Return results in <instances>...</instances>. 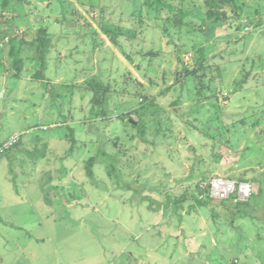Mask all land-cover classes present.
<instances>
[{
    "label": "rangeland",
    "instance_id": "374dc122",
    "mask_svg": "<svg viewBox=\"0 0 264 264\" xmlns=\"http://www.w3.org/2000/svg\"><path fill=\"white\" fill-rule=\"evenodd\" d=\"M28 1L0 0V18L3 11L16 15L6 22L20 32L0 47L1 131L18 130L22 136L0 157L6 163L0 176L13 179V191L31 193L32 202L31 218H19L31 222V231L8 228V234L0 226L6 263H18L10 252L30 241L36 249L44 246V256L31 258V264H264V27L245 31L252 19L245 14L239 29L209 25L206 32L189 33L182 42L193 38L197 48L190 45L185 54L196 51L212 65L199 71L196 80H211L217 96L200 100L194 81L177 84L163 96L175 83L173 40L180 33L165 26L161 12L149 13L146 0ZM246 1L264 11V0ZM101 8L108 21L122 19L126 27L131 14H144L143 34L132 44L125 39L122 47L113 44L98 25ZM31 27L48 29L45 49L54 47L39 53L44 60L33 59L31 43L24 42ZM151 49V57L137 53ZM123 50L133 54L134 62ZM20 57L22 70L5 77V68L17 67ZM194 63L192 57L185 61ZM244 70L251 73L239 85ZM94 77L119 90L126 85L130 92L141 81L173 118L172 136H152L156 144L139 142L138 148L128 143L132 150L125 153L126 146L110 145L115 134L126 137L134 130H124L120 119L107 124L90 118L91 92H84L83 84ZM176 97L179 105L171 106ZM130 99L128 94L114 98L110 112L126 109ZM242 170L253 184L249 201L198 200V175L229 177Z\"/></svg>",
    "mask_w": 264,
    "mask_h": 264
},
{
    "label": "trees",
    "instance_id": "16d2710c",
    "mask_svg": "<svg viewBox=\"0 0 264 264\" xmlns=\"http://www.w3.org/2000/svg\"><path fill=\"white\" fill-rule=\"evenodd\" d=\"M6 1L7 0H5V2ZM24 2L29 1L24 0ZM146 3L151 7V9L148 10L149 13H154L157 15V13L161 12L162 18L166 21L165 26L168 25L169 27H173L176 32L180 33L178 39L173 40L174 48L172 52L174 53L178 62L177 66L175 67V83L168 86V89L160 93L163 96L166 95L168 91L171 92L174 88H176L177 84L184 87L187 81H194V88L200 100L210 99L217 96L216 90L214 88V85L211 83V80L209 82H205V78L202 77H199L198 80H196L199 71L205 70L206 67L212 66L208 63L209 57L198 55L196 51L194 53L191 52L192 58H194L195 63L193 66H188L187 64H185L184 54L191 48L193 50L197 48V43L191 44L193 38H189L188 41L182 42L183 38H188L187 36L189 35V33L193 34V32L197 31L206 32L209 25L213 28H221L225 27L226 25H232L236 26L239 29V23L241 22V19L245 14L251 15L252 18L246 21L245 26H251V29L255 31H258L259 28L264 27V11L260 4L256 2L254 3V6L247 3L246 0H146ZM154 10L156 12H154ZM99 14L100 21H98V25L101 29V32L115 45L122 47V39L128 40L130 44H132L133 40L140 38V36L143 34V27L141 23H143L146 17L142 13L131 14V18H129L131 19V25L129 27H126L122 24V19H120L119 22L111 20L108 21L107 16L104 14L103 8H101ZM15 16L13 15L11 19ZM196 18L201 19V22H196ZM6 20L7 17L2 14V17L0 18V41H2L3 39H7L6 41H3L2 48H4L7 44H10L15 35L20 34V32L14 33L12 30V26L7 25ZM21 32L24 33V30ZM96 32L98 33L99 31L97 30ZM184 32L187 33L186 37L183 36ZM36 34L38 37L36 38L35 42L37 41V46L41 48V50H39V53L44 54L46 51L45 48H47L45 47V43L49 42L48 29L44 27L39 28L37 29ZM200 44L202 45V43ZM190 45L191 48H189ZM123 51L125 57L131 62H134L135 57L133 56V54L126 50ZM137 53L143 59L144 57H151L153 55V49L144 53H141V51H138ZM40 58L44 60L43 57L40 56ZM22 61V57L18 58L16 62L17 67H15L14 70L18 71L21 69V66L19 64H21ZM13 65L14 64L12 63V66ZM140 66H142V64L139 63L138 68H140ZM243 72V78L238 81L239 85H242V82H245L249 78L251 73L250 71L245 72V70ZM124 76L127 77V75L125 74ZM35 77L40 78L41 76L38 73L35 75ZM136 83L139 88L131 92L128 90L126 85L120 87L121 89L119 90V88L117 89L114 83L105 82L104 80L95 77L87 80L83 84V91L91 92V96L88 101V114L91 119H102L105 120L107 124L113 123L115 120L120 119L124 122V130H134V133H128L126 137L122 134L121 136L119 134H115V137L110 140V145L119 150L123 149V147L126 146L122 150L123 153L132 150L131 147L127 148V146L129 145L128 143H130V146L133 144L135 148H138L140 146L139 142L143 144H156V142H154V137L156 135H163L165 139L170 138L175 128L174 120L166 113L167 110L165 109V107H163L157 101L154 95L148 92L147 88L144 87L141 81L136 80ZM124 94H128L131 96L130 101L126 103L127 105L129 104L128 107L124 110H121L116 115H113L110 112V107L113 99ZM139 97L141 99L140 101L138 99ZM179 102L180 98L176 97V99H173L170 104L171 106H177L179 105ZM132 115H136L137 119H133L131 117ZM181 117L183 118V112L181 114ZM245 118L246 117L241 119L242 123L244 124H246ZM130 119H132L133 121H130ZM186 122L189 125H193L191 121L187 120ZM149 123L150 125H148ZM255 125L256 123H254V126ZM195 127L197 128L196 125H194V128ZM114 128L116 131L119 127L117 125ZM209 136L211 135L209 134ZM226 140L227 142L231 141V139L229 138H227ZM18 142L16 143V145L18 144ZM246 149L247 147H245L243 151H245ZM93 160L94 159L92 157L87 163L86 171L89 173V175H92L93 173L91 168ZM246 175L247 174H245L242 170L238 175H231L229 177L248 181L246 179ZM210 178L211 177H209V174L207 172H203L195 179V189L199 191L200 195L203 191V189L200 187L201 181ZM234 198L235 197L232 196L229 199H221V201H232L234 203H240L250 200L235 201ZM213 199L214 198L210 197L209 195H206L204 197L200 196V198H198V200H200L201 202Z\"/></svg>",
    "mask_w": 264,
    "mask_h": 264
},
{
    "label": "crops",
    "instance_id": "0c3cea01",
    "mask_svg": "<svg viewBox=\"0 0 264 264\" xmlns=\"http://www.w3.org/2000/svg\"><path fill=\"white\" fill-rule=\"evenodd\" d=\"M2 14L6 17H11V15H8V13H6L5 11H3ZM15 28L18 29V27L15 24H13L12 25L13 32H14ZM32 28L33 27H31V34H30L29 40H24V42L31 43V47H30L31 57L36 60V59L40 58L39 50H41V48L34 43L38 36L36 34V31H34ZM0 47H2V44H0ZM53 47L54 46L48 47V48H50L48 50L50 51L51 48H53ZM48 50H46V52ZM14 53H15L14 48L10 47L9 54L14 55ZM3 61H6V59L3 58ZM40 67L42 69L45 68L46 62L45 61L41 62ZM21 70L22 69L17 71V70H14V68H5L3 75H5V77L12 76L15 73L18 74L19 71H21ZM38 73H39V71H37L35 73V75ZM32 79H34V76L30 75L29 81L31 82ZM7 92H8V89L5 90V93H7ZM3 93H4V90L2 88V90L0 91V99H3V97L5 96V95H3ZM28 93L31 95V91ZM12 99H14V98H12ZM1 113H4V112H0V119L2 118ZM1 129H2V124L0 123V137L1 138H5L11 134L18 133L20 135V139H19L18 144L21 143L22 136L18 130H11L9 132L3 133L1 131ZM27 133H29V138L31 139V130H27ZM20 152L21 151H19V153ZM8 156H10V155H7V157ZM5 166H6V163H4V161L0 162V167L5 168ZM13 184L15 185V182L13 181V179L11 177H7V176L1 177L0 176V190H4L2 193H0V226H1L3 233H7V231H8V234H9L10 230L8 228H12V229L15 228V230H14L15 232L21 231L23 233H26L28 231V229L30 230V228H31V222L26 221V220L20 221L19 218H21V217L25 218V219L31 218V205H32L31 193H29V192L20 193L17 189L13 191L12 190ZM22 185L26 186V183L25 184L23 183ZM5 188H6L7 193L5 191ZM41 199H42V197H41ZM40 202H43L42 205L44 206L45 202L43 200H40ZM42 213H44V212H42ZM0 234H2V233H0ZM2 239H4V238H2ZM42 247H44V246H42ZM42 247H41V245H38L37 249H36L34 246H32L30 241L28 243L23 244V245L18 244L14 248V249H16V253L13 254L14 249H13V252H10L11 253L10 258L19 259L18 263H16V264H24L23 260H21L22 258L26 260L27 264H31V258L35 259V258H38L39 256L40 257L44 256V253L40 251V249H42ZM9 251H11V250H9ZM7 257H8V254H4L0 250V264H7L6 263ZM19 257H21V258H19ZM11 262H10V264H13V262L12 263Z\"/></svg>",
    "mask_w": 264,
    "mask_h": 264
},
{
    "label": "built area",
    "instance_id": "2783aa9c",
    "mask_svg": "<svg viewBox=\"0 0 264 264\" xmlns=\"http://www.w3.org/2000/svg\"><path fill=\"white\" fill-rule=\"evenodd\" d=\"M251 27L246 25L245 31L250 30ZM192 53L184 55L185 61L191 59ZM20 135L18 133L11 134L5 138L0 137V157L9 149L14 147L19 141ZM203 189L201 197L209 195L214 199H229L234 196L235 201H247L253 193V184L250 181L238 180L233 177L222 175L213 176L210 179L203 180L200 183Z\"/></svg>",
    "mask_w": 264,
    "mask_h": 264
},
{
    "label": "water",
    "instance_id": "95a60500",
    "mask_svg": "<svg viewBox=\"0 0 264 264\" xmlns=\"http://www.w3.org/2000/svg\"><path fill=\"white\" fill-rule=\"evenodd\" d=\"M130 121H133L132 119H130ZM247 173V170L245 171V174Z\"/></svg>",
    "mask_w": 264,
    "mask_h": 264
}]
</instances>
